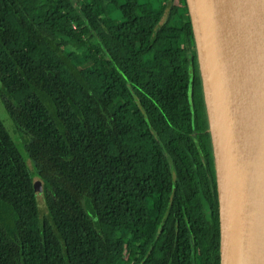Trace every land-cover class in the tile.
<instances>
[{"label":"trees","instance_id":"trees-1","mask_svg":"<svg viewBox=\"0 0 264 264\" xmlns=\"http://www.w3.org/2000/svg\"><path fill=\"white\" fill-rule=\"evenodd\" d=\"M0 84L24 144L0 122V264H192L188 230L219 264L184 178L210 153L185 0H0Z\"/></svg>","mask_w":264,"mask_h":264},{"label":"water","instance_id":"water-1","mask_svg":"<svg viewBox=\"0 0 264 264\" xmlns=\"http://www.w3.org/2000/svg\"><path fill=\"white\" fill-rule=\"evenodd\" d=\"M185 2L214 164L219 264H264V0Z\"/></svg>","mask_w":264,"mask_h":264},{"label":"flooded vegetation","instance_id":"flooded-vegetation-1","mask_svg":"<svg viewBox=\"0 0 264 264\" xmlns=\"http://www.w3.org/2000/svg\"><path fill=\"white\" fill-rule=\"evenodd\" d=\"M207 132L209 133L208 129H207ZM209 139H210V135H209ZM193 143L194 144L192 147L191 146L185 147L186 155H188V157L190 159V163H189L190 165L189 166L191 167L190 168L191 174L188 170H186L184 178H186V180H188V181H191L193 179L194 183L192 184V190L191 191L193 193H196V195L198 196V199L202 203V204H200V206H201L200 207V213L195 212L194 214L196 216H197V214H199V217H201L202 219H209V220H211L213 218V216H215V214H216L217 221H218V229H219L218 199H217V191H216L215 173H214V164H213L211 143H210V153L208 152L209 148L207 147V145L204 142H202L201 140L194 139ZM193 153L196 154L198 159H195L192 156ZM207 153H209L211 156L213 176H211V172H210L209 167H208V160H207L208 154ZM181 183H182L181 176L177 175L175 172H172L171 173V189H170V195H169L170 200H171V193L173 191L175 192L177 187H178V190L180 193L183 191V188L180 186ZM145 187H146V181L144 179H140L138 181L137 189H138L139 193H141L142 196L146 193ZM170 200H168V201H170ZM190 215H191V213H190ZM181 217L182 216L179 215L178 210L176 213L173 214V218H175L176 223L178 222V220H180ZM190 218H191V221L193 222L194 217L190 216ZM175 226H178V225L175 224ZM180 230H181V228L175 229V230H173V229L170 230L174 239H177L181 235ZM188 240H189V250H190L191 263L195 264V244H194V238H193V234H192L191 230H188ZM218 244H219V242H218ZM192 255H193V257H192ZM218 257H219V246H218ZM218 263H219V260H218Z\"/></svg>","mask_w":264,"mask_h":264},{"label":"rangeland","instance_id":"rangeland-1","mask_svg":"<svg viewBox=\"0 0 264 264\" xmlns=\"http://www.w3.org/2000/svg\"><path fill=\"white\" fill-rule=\"evenodd\" d=\"M0 88H1V84H0ZM0 122L2 123L10 139L16 143L17 147L23 148L24 144L20 143L22 133L19 132V130L13 123L12 119L10 118L9 114L7 113L3 104V99L1 97V91H0ZM24 158H26V155H24Z\"/></svg>","mask_w":264,"mask_h":264}]
</instances>
